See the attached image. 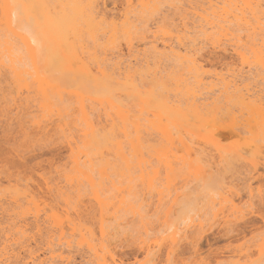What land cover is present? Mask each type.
<instances>
[{"label": "rangeland", "instance_id": "obj_1", "mask_svg": "<svg viewBox=\"0 0 264 264\" xmlns=\"http://www.w3.org/2000/svg\"><path fill=\"white\" fill-rule=\"evenodd\" d=\"M231 1L229 3L227 0H217L220 6L231 4L232 7L243 8L242 0ZM248 1L253 9V19L248 15L250 10L245 9L248 25L230 24L231 35H227L219 47H212L203 42V36L193 32L195 34L192 39L197 42L195 40L191 49L193 57L201 67L199 70L204 72V82L206 78L217 73L226 75L228 71L241 72L251 78L249 83L253 84V92L263 96L264 0ZM131 2V7L135 10L130 15V22L126 27L127 34H118L113 47L109 45L107 35L100 33L96 42H88L89 49H95L97 56L102 57L104 52L109 56L118 51L126 60L137 58L147 62L148 66L141 70V74L131 78L126 86L121 84L115 75L112 78L98 77L96 88L93 84L90 87L89 83L80 85L81 81L75 80L71 75L56 71L51 78L64 93L60 97L52 95L51 103L61 115L52 114L47 121L42 122V129H38L33 122L40 118L35 106L39 97L35 93L27 97L24 94L20 101L14 98L15 92L3 82L4 79L0 80V87L3 88H0V199L9 200L16 193L21 197L28 195L27 199L32 198L33 203L37 205L40 218L54 216L63 222L64 233L68 230L66 234L70 233L68 227L71 224L93 230L96 238L99 237L100 230L99 212L92 207L87 198L88 193L83 195L82 205L85 207L75 212L71 207L65 208L56 191L64 186L61 170L68 160L67 142L78 137L74 128L78 124V104L77 99L69 92L81 87L79 90L90 97L94 96L96 89V94L100 97L111 95L115 102L128 111L129 120L139 123L142 141L147 149L152 151L163 144L161 135L150 124L156 121L152 111L162 106L169 111L181 108V112L185 113V108L192 98L188 97L181 87H189L199 98L205 97L208 90L206 84L194 85L195 77L194 72L189 71L190 63L170 55L162 46L163 43H170L181 37L186 29L189 32L195 31L194 25L197 26L199 18L193 13L203 14L201 7L206 11L207 5H202L199 0H150L147 8H140L136 7L137 0ZM125 7V0H98V8L106 14L107 22L120 15ZM189 20L190 22H187ZM250 34L252 35L249 36ZM0 35L2 39L7 37L2 31ZM252 36L253 46L250 40ZM7 39L15 52L22 54L15 41L9 36ZM154 40L156 43L153 44ZM83 58L85 62H89L95 73L96 68L88 59L89 55L84 54ZM31 88L35 87L31 85ZM24 98L26 99L23 100ZM261 100L255 104L253 124L264 122V97ZM200 102L201 100L198 101ZM85 104L92 113L91 117L96 120L99 116L102 125L106 115L113 118V113L107 106H100L90 100H86ZM208 109L211 112L209 120L212 125L204 130L198 126L201 129L194 135L186 134L181 119L176 121L180 124L171 129L174 143L168 152V165L157 163L150 155L146 157L148 160L144 176L154 178L151 190H148L145 182L142 183L138 179L140 173L137 170L132 171L129 184L133 190L126 199L133 206V211L126 208L114 211L121 196L116 190L120 186L119 178L115 173L112 174L110 180L116 188L107 185L104 191L111 207L103 217L104 229L108 233L106 242L117 262L143 264V253L139 247L144 241L145 244L161 245L156 263L144 264H165L167 251L171 248L172 232L179 229L169 264H251V261L252 264H264V254L259 252L264 241V133H260L255 125L249 131V127L240 124L241 117L237 118L235 110ZM198 111L203 115L206 112L205 109ZM119 128L118 124L113 133L118 139H122ZM194 128L197 129V126ZM129 129L132 131V128ZM103 131H108V128L100 130L98 138L104 134ZM205 134L209 135L208 142L203 138ZM179 137L189 146V157L178 143ZM221 150L225 154L221 153ZM105 157L111 163L117 162L112 156ZM183 159L192 161L191 166L182 164ZM93 162L96 165L100 159H94ZM163 167H166V170ZM167 167L172 171L169 172ZM45 184L52 189L46 190ZM122 185H128L127 180H123ZM25 205L27 204L23 203L24 211L25 208L33 206ZM8 209L15 210L12 206H8ZM234 211H238L236 215L242 213L243 218L228 227L224 226L223 220ZM18 218L13 214V222L21 223ZM31 219L32 215H28V224ZM198 223L204 226L201 231L191 227ZM185 229L187 231L182 233ZM79 260L77 257V261Z\"/></svg>", "mask_w": 264, "mask_h": 264}, {"label": "bare ground", "instance_id": "obj_2", "mask_svg": "<svg viewBox=\"0 0 264 264\" xmlns=\"http://www.w3.org/2000/svg\"><path fill=\"white\" fill-rule=\"evenodd\" d=\"M125 1L126 7L123 12L107 22L106 14L98 8V0H0V32H4L7 37L9 36L11 40H14L22 53L15 52L9 39L7 37L2 39V34L0 35V80L4 79L3 82L15 92L16 97L13 95L14 98L20 99V101L21 96L24 94L27 97L31 93H35L39 97V102L35 106L40 118L33 122L38 129H42V122L47 121L52 114L61 115V112L55 110L51 103L52 95L56 94L60 97L64 93V90L51 78L56 71L60 74L71 75L75 80L81 81L80 85L89 83L90 87L93 84L96 88L98 77L112 78L114 75L118 77L121 84L126 86L131 78L141 74V70L148 66L147 62H142L143 60L140 58V60L137 58L126 60L118 51L111 53L109 56L104 52L102 58L96 55L95 49H89L88 42H96L99 33L104 36L107 35L109 45L112 47L118 34L125 35L128 33L126 27L130 22V15L135 9L131 7V0ZM227 1L232 2L231 0ZM199 2L202 5H207V10L209 9L210 12H206L207 10L205 11V8L201 7L203 14L193 13L195 17L199 18L197 26L194 25L195 31L189 32L188 29H184L185 32L183 35L181 34V37H177L175 41L170 43H163L162 46L163 50L170 55L190 63L189 71L194 72V85L196 83L206 84L208 90L205 97L199 98L195 95L197 93H194L189 87L182 86L183 92L192 98V101L185 108V113L181 112V108L177 111H169L162 108V106L152 111L156 121L150 124L159 132L163 141L159 148L152 151L147 149L140 135L139 123L130 121L128 111L115 102L111 95L106 96L105 94L104 98L100 97L96 94L98 93L96 89L94 96L90 97L79 90L81 87L69 92L77 99L79 118L77 120L78 124L74 128L78 132V137L76 140L72 139L67 142L68 160L63 164L61 170L64 186L57 188L56 191H58V197L65 208L71 207L75 212L79 208L85 207L82 205L83 195L88 193L87 198L92 203V207L99 212V237H95L93 230L75 227L74 224L68 227L70 233L66 234L68 230H65L64 233L62 221H58L54 216L41 219L33 199L28 200V195L21 197L20 194L16 193L9 200L2 201L0 199V264H123L120 261L117 262L109 249L106 242L108 233L104 229L103 216L111 207L104 191L107 185L116 188L113 181L110 180L113 173L119 178L120 186L116 190L121 196L114 207V211L117 212L125 208L133 211V206L126 199L133 190L129 184L131 173L133 170H137L140 173L138 179L142 183H146L148 190L153 188L154 178H145L144 176L145 165L148 160L146 157L150 155L157 163L168 165V152L174 143L171 129L180 124L176 122L178 119L182 120V127H184L186 134L194 135L201 128L204 130L207 126L212 125L209 120L211 112L208 111V108H213V111H219L223 108L227 111L232 109L237 112V118L241 117L240 124L249 127V131L255 125L260 133H264V122L253 124L255 104L261 102L264 95L262 93L263 96L256 95L253 92V84L249 83L251 78L236 70L237 73L228 71L226 75L217 73L215 76L206 78V82H204V72L199 70L201 67L196 58L193 57V50L191 49V45L196 40L192 39V35L195 34L193 32L202 35L203 42L212 47H219L222 40L227 35H231L229 32L230 24L248 25V19L244 14L247 12L245 9L250 10L248 15L251 19H253V9L248 0H242L243 8L239 9L232 7L231 4L220 6V2H217V0H199ZM149 4L150 0H137L136 7L147 8ZM144 12L146 11L144 10ZM187 22H190V20ZM250 40L253 46V36ZM152 43L154 44L156 41L154 40ZM155 49L156 46H154ZM84 54H88V59L94 63L95 73L90 68L89 62H85ZM138 54L140 55V53ZM31 85L35 88L32 89ZM177 86H179L178 83ZM86 100L94 101L100 106H107L112 111L113 118L106 115L104 125H102L99 116L96 120L91 117L92 113L86 107ZM199 100H201L200 103H198ZM94 107L96 106L94 105ZM203 109L206 110L204 115L198 111ZM118 124L120 125L118 131L122 139H118L113 133ZM195 126H197V129L194 128ZM198 126L201 128L199 129ZM129 127L132 128V131ZM105 128H108V131H103L104 134L98 138L99 131ZM142 136L144 137V135ZM203 138L206 142L209 141L208 134H205ZM178 143L189 157L190 149L185 140L179 137ZM220 152L225 154L222 150ZM105 156H112L117 162L115 164L111 163ZM97 158L100 159V162L95 165L93 160ZM181 162L189 166L192 163V161L186 159ZM163 168L166 170V167ZM167 169L169 172L172 171L170 167H167ZM155 173L156 171L153 172V175ZM196 174L195 172L194 175ZM167 178L169 179V176ZM41 179L43 180V178ZM123 180H127L128 185L123 186ZM45 186L48 191L52 189L46 184ZM23 203L33 206L25 208L24 211L22 208ZM4 205L7 207H4ZM27 205L25 206L27 207ZM8 206L14 207L15 210H9ZM86 210L87 208L84 211ZM11 212L15 217H20L21 223L13 222ZM236 213L238 211L228 214L226 219L223 220L224 226L228 227L243 218L242 213L237 215ZM77 214L79 215L80 212ZM28 215H32L30 224L27 223ZM28 226H31V228H28ZM191 227L201 231L204 226L198 223L193 224ZM29 230L32 232L29 233ZM174 231V233L172 232L171 248L167 251L165 264L170 263V257L174 251L172 247L177 243L176 236L179 234V229ZM186 231L187 229L183 230L182 233ZM160 247V244H145L142 241L139 249L143 253V264L156 263ZM259 252L261 255L264 254V241ZM77 257H79V261H77Z\"/></svg>", "mask_w": 264, "mask_h": 264}]
</instances>
